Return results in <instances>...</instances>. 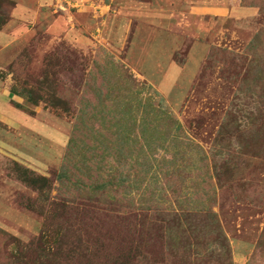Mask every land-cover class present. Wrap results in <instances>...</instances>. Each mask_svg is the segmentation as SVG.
<instances>
[{"label": "rangeland", "instance_id": "374dc122", "mask_svg": "<svg viewBox=\"0 0 264 264\" xmlns=\"http://www.w3.org/2000/svg\"><path fill=\"white\" fill-rule=\"evenodd\" d=\"M0 264H264V0H0Z\"/></svg>", "mask_w": 264, "mask_h": 264}]
</instances>
